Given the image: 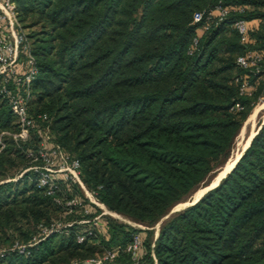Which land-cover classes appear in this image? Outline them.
Here are the masks:
<instances>
[{"label":"trees","instance_id":"trees-1","mask_svg":"<svg viewBox=\"0 0 264 264\" xmlns=\"http://www.w3.org/2000/svg\"><path fill=\"white\" fill-rule=\"evenodd\" d=\"M11 1L37 67L34 128L50 123L55 142L79 161L85 188L133 223L152 226L220 167L264 95V0ZM217 6L227 15L208 20ZM248 53L261 61L243 69L237 59ZM15 127L0 94V133ZM3 141L0 181L17 162L29 167L34 145ZM63 185L48 196L32 172L0 183V241L9 247L0 264H94L108 251L115 259L103 264H134L127 247L136 234V264H264V122L233 170L163 222L154 240ZM58 197L82 206L64 210ZM56 221L65 227L43 235ZM14 243L26 252L10 250Z\"/></svg>","mask_w":264,"mask_h":264},{"label":"built area","instance_id":"built-area-1","mask_svg":"<svg viewBox=\"0 0 264 264\" xmlns=\"http://www.w3.org/2000/svg\"><path fill=\"white\" fill-rule=\"evenodd\" d=\"M227 12V9L217 6L208 13L207 19L209 20L214 14L222 19L227 15ZM202 16V13H195L193 22L201 21ZM234 27L241 37V42H246L247 24L243 20H239L234 24ZM260 61V54L248 53L245 56L238 57L237 64L239 67L246 69L251 66L256 67ZM36 75L37 67L31 52V42L18 21L15 5L11 0H0V94L7 99L17 123L16 132L3 131L0 133V151L5 147L2 140L5 136L10 137L19 148L28 143L30 129L34 127L28 109L32 93L31 84ZM247 88V85L243 84L241 93L246 92ZM42 119L48 121L45 115L42 116ZM48 130V126L44 128L46 141L34 144L32 148L30 147L25 151V155L29 159V167L25 169V172L34 174L37 187L43 189L48 196H54L60 192L61 183L70 187L79 186L88 201L103 210V214H105V207L97 201L95 195L88 191L81 181L79 161L52 141L47 134ZM55 202L62 205L64 210H73L75 207L82 206L81 200L76 197H58L55 198ZM62 227H65V225L56 221L48 227H42L41 231L43 235H48L60 230ZM77 240L81 242L83 237L77 236ZM29 246L31 245L29 244ZM26 247L14 243L10 250L25 253ZM140 249L141 238L136 234L127 247V252L131 254L134 264L137 262ZM2 255L3 250L0 251V256ZM115 256L116 252L108 251L102 257L89 262L103 264L105 261L114 260Z\"/></svg>","mask_w":264,"mask_h":264},{"label":"rangeland","instance_id":"rangeland-1","mask_svg":"<svg viewBox=\"0 0 264 264\" xmlns=\"http://www.w3.org/2000/svg\"><path fill=\"white\" fill-rule=\"evenodd\" d=\"M263 122H264V95L259 98V100L256 102V104L252 108L251 112L249 113L248 117L244 121L237 137L235 138L233 148H232L230 155L227 158V160L220 167L216 168L213 172H211V174L199 186H197L195 189H193L183 200H181L180 202L175 204L173 207H171L167 211V213L163 217H161L157 222H155L152 226L149 227L147 225L133 223L132 221L128 220L127 218H125L123 216L108 212L106 208L105 209H106L107 213L105 212V214H111L112 217L117 219L119 222H124L127 224L129 222V223L136 224L133 227L139 228L143 232H147L149 230L152 231L153 233H152L151 239L154 240L157 237L159 228L163 222H165L166 220H168L169 218L174 216L176 213L183 210L186 205H188L191 202L199 199L206 192V190L209 187L216 184V182H217V180L220 177V174L222 172V169H220V168L224 167L226 163H227L226 168L231 167L230 165H231L232 161L242 151L243 146L248 144L250 137L258 131L260 125ZM47 126L49 127L47 134L50 137V139L55 142V139H54L53 135L51 134L50 123H48V124H44L43 127H41V126L39 127V125H37L35 128L34 127L31 128L28 143L29 144H38V143H41L42 141H46V136L44 134V132H45L44 128ZM16 131H17V128L15 127V129L13 128L12 131H10V132H16ZM4 138L11 139L8 136H5ZM3 143H4V141H3ZM14 144H15V147L17 149H19V150L21 149V148H19V146L15 142H14ZM5 147L2 148V150H4ZM26 168L27 167L23 168V165L21 163L17 162V165L14 168L7 170L6 174L4 175L5 176L3 179L4 181H0V183L13 182L14 184H16V183L18 184V183H20V181L22 182L24 179V175L29 173V172H25ZM27 180L29 183L31 182V179L28 178ZM64 187H66V186H64ZM54 216H59V217L62 216L63 217L62 212L55 214ZM101 217L102 216H100V215L97 216L95 219L96 220L95 222H97L98 227L101 228L100 231H103V229H102L103 227L101 225L103 223V219ZM141 236L144 238V236H145L144 233H142ZM7 247L8 246L6 244H1V241H0V251H2L3 249H6Z\"/></svg>","mask_w":264,"mask_h":264},{"label":"water","instance_id":"water-1","mask_svg":"<svg viewBox=\"0 0 264 264\" xmlns=\"http://www.w3.org/2000/svg\"><path fill=\"white\" fill-rule=\"evenodd\" d=\"M256 133H257V132H256ZM256 133H255V134H256ZM255 134H253V135L250 137V140H249L248 144H247L246 147L241 151L239 157L235 160V162L233 163V165H232L231 167L226 168V166H227V163H226L224 167H221V168H220V169H222V172H221L220 177L218 178L216 184H214L213 186L209 187V188L206 190V192H208V191H210L211 189H213L214 187H216V186L219 184V182H220V181H221V180H222L227 174H229V173L233 170V168L235 167L236 163L238 162V160H239V159L241 158V156L243 155L244 151L249 147V145H250V143H251L253 137L255 136ZM206 192H205V193H206ZM205 193H204V194H205ZM204 194H203V195H204ZM197 200H198V199H197ZM197 200H195V201L191 202L190 204L186 205L184 208H186V207H188V206H190V205H193Z\"/></svg>","mask_w":264,"mask_h":264},{"label":"bare ground","instance_id":"bare-ground-1","mask_svg":"<svg viewBox=\"0 0 264 264\" xmlns=\"http://www.w3.org/2000/svg\"><path fill=\"white\" fill-rule=\"evenodd\" d=\"M246 147V145H244L243 146V148H242V150L244 149ZM241 153V152H240ZM240 153L237 155V157L232 161V163H231V165L230 166H232L233 165V163L235 162V160L239 157V155H240Z\"/></svg>","mask_w":264,"mask_h":264},{"label":"crops","instance_id":"crops-1","mask_svg":"<svg viewBox=\"0 0 264 264\" xmlns=\"http://www.w3.org/2000/svg\"><path fill=\"white\" fill-rule=\"evenodd\" d=\"M110 215H111V214H110ZM111 216H112V215H111ZM128 224H130L131 226H135V225H136V224H133V223H129V222H128Z\"/></svg>","mask_w":264,"mask_h":264}]
</instances>
